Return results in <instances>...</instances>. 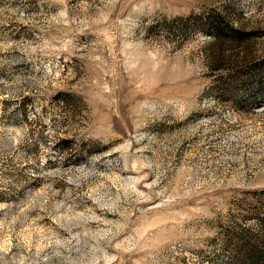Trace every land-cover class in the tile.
<instances>
[{
	"label": "rangeland",
	"instance_id": "obj_1",
	"mask_svg": "<svg viewBox=\"0 0 264 264\" xmlns=\"http://www.w3.org/2000/svg\"><path fill=\"white\" fill-rule=\"evenodd\" d=\"M0 264H264V0H0Z\"/></svg>",
	"mask_w": 264,
	"mask_h": 264
}]
</instances>
